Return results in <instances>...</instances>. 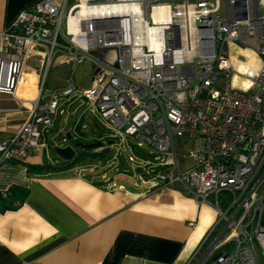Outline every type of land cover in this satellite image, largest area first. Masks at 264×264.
Masks as SVG:
<instances>
[{"label":"built area","instance_id":"2783aa9c","mask_svg":"<svg viewBox=\"0 0 264 264\" xmlns=\"http://www.w3.org/2000/svg\"><path fill=\"white\" fill-rule=\"evenodd\" d=\"M35 50L71 75L49 91L37 76L19 97ZM86 60L97 69L83 100L111 132L100 150L125 159L134 187H177L215 213L186 264H264V0H36L0 31V96L27 111L0 166L47 147Z\"/></svg>","mask_w":264,"mask_h":264},{"label":"crops","instance_id":"0c3cea01","mask_svg":"<svg viewBox=\"0 0 264 264\" xmlns=\"http://www.w3.org/2000/svg\"><path fill=\"white\" fill-rule=\"evenodd\" d=\"M35 1L0 0V31ZM37 52L25 64L19 97H32L42 76ZM59 116L44 130L42 152L0 166V264H186L216 217L179 188L124 184L121 178H131L127 165L120 157L111 161L110 148L101 166L86 161L64 172L27 171L29 165L62 162L48 155L47 141H68L62 125L50 131ZM26 117L12 97L0 96V142L14 136ZM79 125L73 133L81 136Z\"/></svg>","mask_w":264,"mask_h":264},{"label":"rangeland","instance_id":"374dc122","mask_svg":"<svg viewBox=\"0 0 264 264\" xmlns=\"http://www.w3.org/2000/svg\"><path fill=\"white\" fill-rule=\"evenodd\" d=\"M96 69V65H94L90 60H86L79 64L73 72V83L78 90L77 98L73 97L69 103L62 105V109L65 111V114L55 119L54 127L50 130L51 132H56L62 125L65 130L64 132L70 133L71 139L64 142L60 140V138L56 137L54 139L55 141L52 143V141L47 138L49 144L48 155L51 156L55 161H57V159H55V148L71 146L74 150H77L78 147L75 146L76 143L87 145L101 142L102 145H104L105 142L109 140L108 134L111 132L104 127L98 114L91 110L90 103L84 102L82 97V92L92 87L93 73ZM71 72L72 69L67 68L66 66L54 65L51 66L47 71L45 69L42 70L41 75L45 78L46 82L45 90L49 91L65 85V82L70 77ZM219 86H221V80L219 82ZM78 123L80 125L79 128H77V131H80L81 136L73 133ZM81 125H86L88 127L87 130L81 129ZM114 141L119 142L118 139H115ZM130 146L137 155L151 159V157L147 155L146 151L136 148L132 143H130ZM95 150L96 152H100L99 149ZM120 158L125 161L122 156ZM94 164L101 166L103 161L97 160L94 161ZM121 181L128 186H131L134 182L132 178L125 176L121 178ZM209 199L212 198L209 197ZM232 248L233 244L230 243L225 249L231 251Z\"/></svg>","mask_w":264,"mask_h":264},{"label":"trees","instance_id":"16d2710c","mask_svg":"<svg viewBox=\"0 0 264 264\" xmlns=\"http://www.w3.org/2000/svg\"><path fill=\"white\" fill-rule=\"evenodd\" d=\"M108 149L104 148L100 152H96L95 149H81L78 148L75 150V154L70 161L58 164H48L43 163L40 165H29L27 166V171L31 174H51L57 172H64L70 170L74 167L81 165L86 161H97V160H105L108 157Z\"/></svg>","mask_w":264,"mask_h":264},{"label":"water","instance_id":"95a60500","mask_svg":"<svg viewBox=\"0 0 264 264\" xmlns=\"http://www.w3.org/2000/svg\"><path fill=\"white\" fill-rule=\"evenodd\" d=\"M67 139L68 140L70 139L69 134H67ZM111 143H112L111 141H106L104 145H110ZM104 145H102L101 142H96V143L87 144V145L76 143L75 146L78 148H81V149H100ZM54 152L57 155V157H59L64 162L70 161L75 154V150L71 146H65L62 148H55Z\"/></svg>","mask_w":264,"mask_h":264},{"label":"bare ground","instance_id":"6f19581e","mask_svg":"<svg viewBox=\"0 0 264 264\" xmlns=\"http://www.w3.org/2000/svg\"><path fill=\"white\" fill-rule=\"evenodd\" d=\"M155 13H157V10H155ZM246 54H247V53H246ZM250 65H252L251 62L248 63V64H246V63H240V64H239V68H240V69H246V68H247L248 66H250ZM236 82L239 83V82H240L239 79L236 78Z\"/></svg>","mask_w":264,"mask_h":264}]
</instances>
